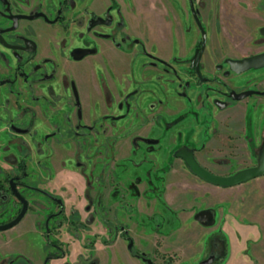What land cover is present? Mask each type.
Instances as JSON below:
<instances>
[{
  "label": "flooded vegetation",
  "instance_id": "af4514ba",
  "mask_svg": "<svg viewBox=\"0 0 264 264\" xmlns=\"http://www.w3.org/2000/svg\"><path fill=\"white\" fill-rule=\"evenodd\" d=\"M124 1L126 0H0V137L12 140V147L16 151V154L8 151L3 155L0 164V170L7 168L11 171L3 175L4 181L0 179V202H8L5 209H0V223L13 218L21 207V202L14 195L11 188H14L26 201V208L21 217L13 225L0 229V232L15 227L16 223L22 222L23 216L31 205L30 199L25 193L26 191L35 192L52 201L54 209L45 208L42 201L34 200V207L40 212L35 211L34 214L37 217L38 214L41 216V226L39 228L37 227L36 217L33 220L28 218V221L22 222L24 224L23 229L31 228L32 225L36 227L43 239L42 256L39 264H49L51 259H61L59 264H113L108 252L113 257L115 254L108 245L114 241H117L119 245L121 242L124 243L128 264H170L164 258L156 261L150 257V254H153L152 252L156 253L157 250L164 252L161 248L162 245H157L158 240L156 238L169 236V230H165L167 227L166 221L170 222L169 215H161L164 211L159 208H156L159 210L158 212L152 210L151 214H140L146 218V224L144 223L142 226L145 225L144 228L152 235V242L149 247H142V245L134 243L127 228L128 222L130 223L133 220L132 218H127L126 228H116V225H114L115 235L110 240L102 239L97 240L98 243L93 242L90 253V256L93 257L86 262L82 258L86 255L83 254L86 250L84 247L86 243H80L79 240H70L67 242L66 247H61L57 244L55 237L50 238L54 230L65 224L73 230L75 227L87 228L89 226L91 213L88 211L85 213V217H82L78 208L81 205L80 202H85L87 199L94 202V204L97 200L95 191L89 195L86 193L87 184L85 183L84 171L82 172V168L86 164V157L89 159V155L94 149L98 153L105 150L107 120L108 122L113 120L122 121L126 118L127 113L131 112L132 130L129 133L132 151L141 154L144 152L152 153L153 146L158 147L156 154L161 157V164L158 162L154 166V161L157 162L155 157L151 158L152 161L147 154L141 156V158H145L144 160H148L153 167L160 164L152 173H160L167 168L169 156L178 158L185 165L180 157L173 156L174 150L179 147L190 148L198 164L216 173L211 168L203 165L196 156L197 153L205 149L206 142L214 134L211 132L208 135L202 134L208 122L214 123V114L208 104L205 105L199 102L197 106L202 109L200 112L203 113V117L199 118L196 117L197 114L188 112V110H191L189 108L194 106L193 102L195 103V98H192L189 92L192 83L190 80H196L197 85L203 88V96L209 100L212 106L223 107L244 97L264 96V89L253 83L238 90L232 88L219 89L216 70L221 69L222 65L220 63L205 65L200 62L205 45V29L199 17V8L196 7L193 0H186V6L198 29L199 39L192 46V53L188 57L187 67L179 66L180 70L182 69V72L186 75L182 81L179 79L176 68L164 61L166 57L148 52L144 47V41L128 31L129 20L124 18L122 13ZM130 1L126 5L132 10V14H135L138 6L145 7L146 5V8L153 11L152 15H154L159 7L162 8L163 12L166 1L168 6L170 5L168 0H139L138 3L137 0ZM164 20L163 18V22ZM196 20L204 32L203 35ZM170 26L168 24L169 34ZM162 28L159 27L161 34L165 31V27ZM202 36H204V44L200 49ZM199 49L200 54L197 67H195V60L190 61V58L192 56L196 57L195 55H197ZM106 50H116L118 55L129 59L127 76L130 79L131 86H128V88H122V82L119 81L121 76L115 74L116 68L110 62L111 59H109L110 61L106 59ZM142 57L149 58L145 61L147 67H145V64L142 65L144 60L141 59ZM224 59L223 62L226 63ZM177 60L182 61L183 58ZM156 63H161L160 70L166 75L168 74V77L173 75V80L176 82L173 91L182 99L183 105L175 113L180 115L185 112L184 120H189L185 132L191 129V132L195 131L197 135L195 137H185L184 132L182 137L177 138V134H175L171 147L164 139L170 137L171 123H173L174 116L177 115L167 117L170 113H166L164 108L167 93L169 88H172V82H170V78L166 77L162 80L159 78L158 73L150 71L152 67L157 69L155 67ZM90 68H94L96 74L95 86L88 78ZM262 68L264 66L234 72L226 63V68H223L221 73L226 76L230 72L238 74ZM80 72L84 75V80ZM104 73L111 81L110 87L106 85ZM230 90L235 92L249 90L250 93L241 98H232L229 95ZM213 92L221 99L214 97ZM215 100L222 101L223 104L218 106ZM145 124L146 126H144ZM143 128H145L144 132L142 131ZM121 130L124 129H116V132L115 130L110 132V134L115 133L114 143L118 138L126 135L121 134ZM21 134H28V141L23 137H18ZM97 137L98 140L95 139ZM263 140L264 134L258 138L259 144L256 142H252V144L248 139L245 147L249 152L257 153ZM32 151L42 156L41 159H35L33 164L35 168L42 169L44 171L43 175L46 177L49 173L47 171H50L48 179L54 178L57 167L76 171L83 179L79 192H77L76 186L72 189L63 184L58 185L62 191L69 193V196L65 199L60 194L61 197L54 195L52 189H44L33 181H29L28 176L32 172L28 170V161ZM184 169L188 170L194 177L199 178L186 165ZM116 170H121V167L117 166ZM228 173L231 172L225 174ZM148 175H150V179H147V184L150 183L149 185H151L148 189L153 192L151 196L154 197L155 201L163 203L164 197L162 195L157 196V188L154 190L155 185L160 183V179L163 178V174L162 177L159 174L156 178L152 177L150 172ZM199 179L204 181L201 178ZM126 185L127 190H129V184ZM129 187L136 192L133 188L134 185ZM110 190L108 189L102 195L103 200H106L109 196ZM129 195L128 198L132 202L135 201V204L134 210L127 213L126 216L136 217V207L138 205H141L142 208L144 206L148 210L151 207L154 208L151 201L146 203L143 200L137 201V193H129ZM75 200L77 201L76 206ZM15 202L16 205H14ZM72 207L74 209H71ZM200 209L193 212V219L195 212ZM165 210L170 212L169 208ZM208 210L211 211L209 219L205 222L196 219L195 221L205 225L213 224L211 223L214 219L213 211ZM156 212L162 216L161 223L163 226H158L160 221L156 224H148L151 216H154V214L159 216ZM77 216L79 217L76 218ZM138 216L139 214H137ZM134 222L137 223L135 220ZM136 225L139 226V224ZM97 244L99 246L96 247ZM14 259H21L26 264H33L22 253H11L0 258V264L12 263ZM97 259H100L101 262L99 263ZM200 262L207 264L214 262V242L211 243L206 256Z\"/></svg>",
  "mask_w": 264,
  "mask_h": 264
},
{
  "label": "rangeland",
  "instance_id": "374dc122",
  "mask_svg": "<svg viewBox=\"0 0 264 264\" xmlns=\"http://www.w3.org/2000/svg\"><path fill=\"white\" fill-rule=\"evenodd\" d=\"M168 1H170V5L168 6V2L166 1L165 8L161 13L163 15L162 17L165 19L161 26H159L160 24L156 19L157 17L152 15L153 11L147 10L145 5V7H140V9L131 16V19H129L128 31L144 41V47H146L148 52L166 57L164 61L176 68L179 79L182 81L186 75L182 72V69L180 70L179 66L187 67L188 57L192 53L194 42L199 39V32L187 10L186 0ZM193 1L196 7L199 8V17L205 29V45L200 57V62H203L205 65H212L213 63L214 65L216 63L222 65L221 69L216 70L219 79V89L224 90L232 88L238 90L250 83L256 84L257 87L264 89V68L244 71L238 74L230 72L226 76L221 73V70L226 68V63L223 62L225 57H240L264 50V0ZM168 24L170 26V34L168 31ZM159 27H165L163 35L159 32ZM181 57L183 58L182 61L177 60ZM141 59H144L142 61L143 65L149 58L142 57ZM160 66L161 63H156L155 67H157V69L152 67L150 71L152 73H158L161 79L166 77L168 79L170 78V82H172V88H169L164 108L166 113H170L167 117L177 115L174 116L173 123H171L172 126L169 132L170 137L164 139L165 142L169 143L168 146L171 147L174 142V135L177 134V138L182 137L189 120H184L185 112L180 115L175 113V111L183 105V102L173 91V87L176 85V82L173 80V75H169L168 77V74L166 75L160 70ZM145 67H147L146 64ZM190 81H192V83L189 92L192 98H195V103L193 102L194 106L190 107L189 109L191 110H188V112L195 115L197 114L196 117H203V113L200 112L202 109L197 106L199 102L205 105L208 104V106L211 107V112L214 114V123L211 121L208 122L206 126L207 129L204 127L202 132L204 135H208L209 132L214 134L211 139L206 142L205 149L196 154L198 160L206 167L214 170V172L221 174L233 172L238 168L254 164L257 153L249 152L245 147V143L246 140L248 141L249 139L250 143L256 142L259 144L258 138L264 134V96L244 97L232 101L223 107L212 106L209 100L204 98L203 88L197 85L198 83L196 80L191 79ZM213 94L214 97L221 99L215 92H213ZM131 119V112H129L122 121L113 120L108 122L107 120V136L105 137L106 148L102 151L104 153H98L94 149L89 155L90 158L88 159V157H86L87 159H85L86 164L83 166L82 172L84 171L85 183L87 184L85 188L86 193L89 195L93 194L95 191L97 200L96 204H94V202L87 199L85 202H80L81 205L78 208L82 217H85L84 215H86L85 213L88 211L91 213V221L88 222L89 226H87V228L75 227L73 230L65 224L54 230L53 235H50V238H56L57 244L61 247H66L67 242L70 240H79L80 243H86L84 246L86 250L83 253L86 255L82 257L85 262L93 257L90 256L93 242L98 243V241L102 239L110 240L112 236L115 235L113 226L116 225V228H126L127 218L133 219L131 220L132 222H128L127 228L135 244H140L142 247H149L152 242V235L149 231L144 227L139 228L140 225H136L146 224V218L142 217L140 214L138 217L137 214L136 217L126 216L127 213L134 210L135 201L132 202V200L128 198L130 195L123 193L121 183L115 171L117 166L121 167V169H126L131 164L116 159L114 143L115 133L110 134V132L114 130L116 132V129H124L121 130V134H130L129 131L132 130ZM144 126H146V124ZM144 130L145 128H143L142 131L144 132ZM190 132L191 129L187 130L185 132V137L197 136L195 131H192L191 134ZM28 136V134H21L18 137H23L28 141ZM95 139L98 140L99 138L97 137ZM32 140L35 141L33 138ZM11 141L12 140H6V138L0 137V164L2 163L3 155L8 151H12L16 154ZM91 144L93 145V143ZM153 147L150 156L157 159V162H155V160L153 163L155 166L161 161V157L156 154L158 147ZM41 158L42 156H40V154L32 151V155L29 157L28 161V170L32 173L28 176V180L33 181L36 185L44 189L50 188L53 190L52 193L54 195H61L67 199L69 193L67 191H62V189L56 185L57 179L55 176L54 178L48 179L50 171H47L49 173L46 177L43 175L44 171L42 169L35 168L33 161ZM144 159L145 158H141L138 161L140 162ZM134 163L137 164L138 162ZM152 167L153 166L150 168ZM184 167L185 165L181 160L169 156L167 168L160 173H151L154 178L159 174H161L162 177L163 174V178L160 179V183L155 185L154 190L157 188V196L162 195L167 202L164 199L163 203L156 200L154 204L156 208L164 211L163 215H169L170 222L168 223V221H166L167 224L165 223L167 225L165 230H169V236L165 238L159 236V238H156L158 240L156 242L157 245H162L161 248H163L162 251L164 252L157 250V252L154 253L151 251L153 254H150V257L154 258L156 261L160 258H164L169 261L170 264H207L200 262V260L206 256L211 243L214 242V262L210 264H218L216 255L228 250V241L226 234L220 229V226H216L215 213L217 204L221 202L225 204L226 200L234 196L239 200V204L241 205L243 203V195L254 196L251 199L254 203L260 201L264 202V176H258L256 179L248 180L233 188H219L218 186H212L194 177L188 170H185ZM8 172L10 173L11 171L7 168L0 170V179H2V181H4L3 175L8 174ZM135 175L136 174L128 181L125 180L124 177L122 178V183L129 184L128 188L132 194H134V191L129 186H133L139 179L138 176L136 175L135 177ZM146 179L149 180L150 175H148ZM179 185H181V190L184 191V199L179 196ZM108 189H111L110 194L106 200H103L102 195H104L105 191ZM124 189L126 190V188ZM25 193L30 199L31 205L27 213L23 216L22 222L28 221V218L33 220L36 217L37 227L39 228V226H41V216L38 214L37 217L34 214L35 211L40 213L34 207V200L42 201L45 208L49 209H54V203L35 192L26 191ZM212 195H214V219L211 223H214V229H209L206 233L202 232L200 223L193 220L192 214H189L187 216V225L184 230L186 236L181 237L178 234V224L179 220H181L179 219V215L184 211L182 207L190 205L192 210L195 211L199 208L198 206H200L199 203L195 201H200L202 197L205 198L206 196L210 199ZM6 202H0V209H5L6 206H8V202ZM16 204L15 202L14 205ZM76 204L77 201L75 206ZM235 204L237 203L235 202ZM143 208L146 209L144 206ZM166 208H169L170 212L166 211ZM71 209H74V207ZM156 214L160 216L157 212ZM159 216L154 214V216H151L149 223H147L156 224V222L160 221L158 226L162 225L161 220L163 218L162 216L158 218ZM78 217L79 216L76 218ZM134 220L137 221L136 224ZM22 222L16 223L14 228L22 230L24 226ZM210 225L211 224L207 226ZM97 246L99 245L97 244L96 247ZM185 247L186 249L183 253ZM125 251V245L121 242L113 251V254H115L114 257L111 256L108 251L107 252L110 256V260L114 258L116 264H128ZM97 260L99 263L101 262L100 259ZM9 264L26 263L21 259H14L12 263Z\"/></svg>",
  "mask_w": 264,
  "mask_h": 264
},
{
  "label": "crops",
  "instance_id": "0c3cea01",
  "mask_svg": "<svg viewBox=\"0 0 264 264\" xmlns=\"http://www.w3.org/2000/svg\"><path fill=\"white\" fill-rule=\"evenodd\" d=\"M130 0L124 1V6L122 7V13L124 14V18L128 20L131 19L132 10L126 5ZM139 0H137V3ZM138 6V5H137ZM137 11L140 9L138 6ZM148 10V9H147ZM153 13V12H152ZM162 8H158L154 15L157 17L158 23L163 24L162 17ZM163 35V33H162ZM106 59H111L113 67L116 68L115 74L121 76L119 79L121 86L123 89L131 86L130 79L128 78V58L123 57L117 54L116 50H106ZM81 73V72H80ZM82 79L83 78V74ZM104 78L106 81V85L110 87L111 81L106 73H104ZM89 81L95 86L96 84V74L94 68L89 69L88 73ZM81 81V80H80ZM115 157L117 160H122L121 162H126L127 164H131L126 169L122 168L121 170H116V174L122 186V191L125 194L129 195V190H127L126 183H122V178L125 180H131V177L136 174L138 176V180L134 184V187L137 193L136 200L140 201L145 200L151 201V205L155 208L144 209L141 205L136 207V214H151L152 210L159 211L156 209L154 205V197L151 196L153 194L152 190L148 189L151 185L147 184L148 173L154 172L155 168L151 167L152 164L148 160L138 161L141 159L142 154H147L150 156V153H139L133 152L130 144V134H126L125 136L118 138L115 142ZM154 158L153 156L149 157ZM134 162H138L135 164ZM128 170V171H127ZM135 175V177H136ZM264 176V175H261ZM57 179L56 185H65L68 188H72L74 186L77 187V192L80 190L82 177L73 169H65V168H56ZM255 179L258 177H254ZM251 178V179H254ZM249 179V180H251ZM248 181V180H247ZM246 182V181H244ZM243 183V182H242ZM241 184V183H239ZM237 184V185H239ZM234 185V186H237ZM214 186V185H212ZM230 187H220L219 188H233ZM126 188V190L124 188ZM217 187V186H216ZM179 196L180 198L185 197L184 191L181 190V185H179ZM145 195V196H143ZM145 197V198H144ZM254 196L251 195H243V203L240 205L239 200L234 196L230 197V199L226 200V203L222 204L218 203L216 208V226L226 234L228 241V250L225 258L221 262V264H264V202L254 203L251 199ZM165 199V198H164ZM166 201V200H165ZM167 202V201H166ZM199 203L198 206L201 209L208 208L213 211L214 214V195L211 196L210 199L207 196L202 197L200 201H195ZM209 202V203H208ZM235 202L237 204H235ZM204 203V204H202ZM241 203V202H240ZM210 205V206H208ZM179 215V224H178V234L181 237L186 236L185 228L187 225V216L189 214H193L194 210H192L190 205H187ZM198 208V209H199ZM240 209V210H239ZM197 210V209H196ZM163 213V212H162ZM248 214V215H247ZM163 215V214H161ZM195 220V219H193ZM140 225V224H139ZM215 226V227H216ZM140 227H146L145 225ZM139 227V228H140ZM202 228V232L206 233L210 229H214V223L210 226L205 224H200ZM43 243L42 237L39 235L36 227L32 225L31 228L17 230L14 227L7 229L3 232H0V258L6 257L11 253H22L26 257H28L33 264H39L42 256L41 246ZM119 243L114 241L108 245L111 251H114ZM186 246V245H185ZM183 249V248H182ZM186 247L183 249V253ZM169 251V250H168ZM181 258V257H180ZM61 259H51L49 264H59ZM112 263L116 264L115 259L112 258Z\"/></svg>",
  "mask_w": 264,
  "mask_h": 264
},
{
  "label": "water",
  "instance_id": "95a60500",
  "mask_svg": "<svg viewBox=\"0 0 264 264\" xmlns=\"http://www.w3.org/2000/svg\"><path fill=\"white\" fill-rule=\"evenodd\" d=\"M197 24L200 27L201 33L203 35L204 32L198 21ZM203 44L204 36H202L200 49L202 48ZM200 49L197 55H195L196 57L192 56L190 58V61L195 60V67H197V60L200 54ZM224 61L227 63L228 67L234 72H240L248 68H257L260 66H264V50L239 58L227 57L224 59ZM248 93H250L249 90H244L240 92L230 90L229 95L232 98H241ZM215 103L218 104V106H221L223 104V102L219 100H215ZM173 156L180 157L184 161L186 167L199 178L211 184L218 185L220 187H229L244 182L248 179L264 175V140L256 154V160L254 164L236 169L235 171L228 174L213 173L205 169L196 162L193 157L192 150L187 147H179L175 149L173 152ZM11 190L21 202V207L13 218L6 222L0 223V229H4L13 225L21 217L22 213L26 208V201L24 200V198L21 197L14 188H11ZM210 216L211 211L208 209H200L196 211L193 215L194 219L200 222H205V220L209 219Z\"/></svg>",
  "mask_w": 264,
  "mask_h": 264
},
{
  "label": "trees",
  "instance_id": "16d2710c",
  "mask_svg": "<svg viewBox=\"0 0 264 264\" xmlns=\"http://www.w3.org/2000/svg\"><path fill=\"white\" fill-rule=\"evenodd\" d=\"M219 241V239H218ZM227 250L223 251L222 253L216 255V258L218 259V264H221V262L223 261V259L225 258L226 252Z\"/></svg>",
  "mask_w": 264,
  "mask_h": 264
}]
</instances>
